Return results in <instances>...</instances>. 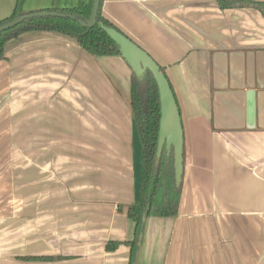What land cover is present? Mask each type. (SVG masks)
Segmentation results:
<instances>
[{
    "label": "crops",
    "instance_id": "1",
    "mask_svg": "<svg viewBox=\"0 0 264 264\" xmlns=\"http://www.w3.org/2000/svg\"><path fill=\"white\" fill-rule=\"evenodd\" d=\"M16 1L0 0V20ZM219 1L102 2L163 67L183 132L177 214L146 219L133 264H264V0ZM4 54L0 264H129L142 173L129 66L54 31L24 32Z\"/></svg>",
    "mask_w": 264,
    "mask_h": 264
},
{
    "label": "trees",
    "instance_id": "2",
    "mask_svg": "<svg viewBox=\"0 0 264 264\" xmlns=\"http://www.w3.org/2000/svg\"><path fill=\"white\" fill-rule=\"evenodd\" d=\"M23 2L24 0H17L11 15L0 20V24L18 15L25 14L22 11ZM102 2L103 0H100L96 23L92 27L82 25V22L88 19L91 12L92 0H88L86 3L73 7L45 10L63 15H71L72 17L36 16L23 20L16 26L1 32L0 59L5 57L4 44L6 41L28 31H54L69 36L78 41L80 46L94 56H121L116 43L99 27V24L102 23L105 26L113 27L123 33L112 22L102 16ZM237 4L242 5L243 2L223 0L218 2L221 8L233 7ZM253 5L260 7L263 11L264 3H253ZM159 67L164 73L163 67L160 65ZM130 105L132 118L140 138L142 159L138 200L127 207V216L134 222V234L131 240L123 242V244L130 247L129 264H133L136 260V254L146 219L173 217L177 214L180 185L178 187L174 185L171 158L166 157L164 151H162L158 160L156 159L159 100L156 83L148 70L144 72L142 81L133 73L131 74ZM119 244L120 242L118 241H108L105 249L107 251H113ZM50 258L30 257V259L37 260Z\"/></svg>",
    "mask_w": 264,
    "mask_h": 264
},
{
    "label": "water",
    "instance_id": "3",
    "mask_svg": "<svg viewBox=\"0 0 264 264\" xmlns=\"http://www.w3.org/2000/svg\"><path fill=\"white\" fill-rule=\"evenodd\" d=\"M99 5L100 0H92L90 15L85 22H82V25L87 27L95 25ZM36 16L72 17L71 15L45 10L25 13L0 24V33L16 26L23 20ZM99 27L116 43L121 57L140 81H142L144 72L148 70L156 83L159 100L156 159L158 160L162 151H164L166 157L171 158L173 181L174 185L178 187L183 169V132L179 109L168 79L160 70L158 63L127 35L102 23L99 24Z\"/></svg>",
    "mask_w": 264,
    "mask_h": 264
},
{
    "label": "rangeland",
    "instance_id": "4",
    "mask_svg": "<svg viewBox=\"0 0 264 264\" xmlns=\"http://www.w3.org/2000/svg\"><path fill=\"white\" fill-rule=\"evenodd\" d=\"M22 143H25L26 144V146L25 147H27V140H25V141H21Z\"/></svg>",
    "mask_w": 264,
    "mask_h": 264
}]
</instances>
